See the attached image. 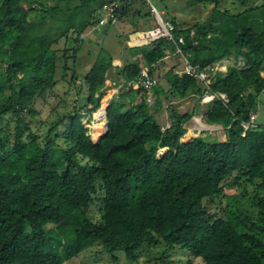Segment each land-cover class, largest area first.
<instances>
[{
	"label": "trees",
	"instance_id": "obj_1",
	"mask_svg": "<svg viewBox=\"0 0 264 264\" xmlns=\"http://www.w3.org/2000/svg\"><path fill=\"white\" fill-rule=\"evenodd\" d=\"M116 1L115 22L102 26V0L0 1V264H62L95 244L132 260L160 247L155 264H172L175 249L203 264H264V122L241 125L264 92V1L240 0L230 11L219 9V0H190L212 4L210 16L185 28L166 20L190 64L210 67L208 83L175 72V44L164 37L125 44L119 66L102 48L77 72L86 33L100 35L126 14V3ZM22 2L37 14L29 18ZM166 54L174 62L162 71ZM225 57L232 64L214 69ZM142 68L153 83L131 87ZM60 80L64 96L73 87L85 92V104L44 119L40 136L25 115L33 116L31 106ZM106 80L121 91L97 141L82 119L95 116ZM208 90L216 95L202 102ZM189 96L192 109L178 111L172 101ZM163 98L164 127L150 109ZM202 104L203 120L219 124L224 141L200 134L181 140ZM234 183L253 185V212L238 219L226 205L211 209ZM94 205L97 219L89 215Z\"/></svg>",
	"mask_w": 264,
	"mask_h": 264
},
{
	"label": "rangeland",
	"instance_id": "obj_2",
	"mask_svg": "<svg viewBox=\"0 0 264 264\" xmlns=\"http://www.w3.org/2000/svg\"><path fill=\"white\" fill-rule=\"evenodd\" d=\"M1 1V0H0ZM50 1V0H49ZM126 3V14L115 24L105 28L104 32L100 33L95 37H85L82 49L78 53L76 70L79 73H84L91 65L94 60L95 55L100 49L104 48L109 50L113 55L114 51H119V58H114L112 64L119 66L122 63L121 52H127L125 50L126 39H129L127 35L128 31L131 30V26L135 23L137 24L136 29L145 30L151 28L155 25V18L153 17V12L148 4L147 0H123ZM240 0H219L218 8L224 9L228 8L230 11H235L238 8ZM247 1V0H246ZM245 1V2H246ZM254 3H260L264 0H251ZM153 7L160 12V16L163 20H168L173 18L177 23L178 27L185 28L191 26L194 21H201L210 16L212 4L210 3H192L190 0H150ZM22 6L28 9V17H34L37 12L32 6H28L26 3L22 2ZM92 33V32H91ZM94 33V32H93ZM96 34V33H95ZM101 40V41H100ZM123 41V43H121ZM132 42V41H131ZM63 45V40L60 42V46ZM242 60L239 59L238 63ZM174 60L169 58L168 61H164L161 70L168 68L172 65ZM232 64L231 58H222L219 62V69L225 70L227 65ZM238 66V64H237ZM163 71V70H162ZM61 72L58 69L57 77H60ZM262 74L264 76V64L262 69ZM80 80H76V84ZM106 88L104 94L100 99L99 107L95 110V116L98 113V109L102 108L103 113L101 117L94 116V112L91 113V117H83L82 122L88 128L89 137L93 139L92 133L97 140L96 126L102 122L105 131V110L111 104V100L121 91V85H110L109 80L105 81ZM66 83L64 81H59L53 90H49L43 96L39 97L33 106H31L30 111L33 113L31 115H25V120L30 123L32 129L41 132L45 129L44 119H50L55 116L56 113L62 114L70 110L72 104L75 102L78 105L85 104V92L78 95L76 90L72 87L68 95H63V90L65 89ZM78 87V85H76ZM83 90L87 88L84 83H82ZM153 99L151 91L149 92L147 101L151 103ZM259 104L257 105V117L255 119L256 124H261L264 119L260 117V108L264 105V92L259 96ZM178 111L183 112L186 110H191L194 106V99L189 96L186 99H174L172 101ZM162 104L160 107L150 109L155 113L158 122L164 127L169 123L167 118V113L163 107L166 104L165 98L162 99ZM203 104L198 108V113L194 114L186 123L185 131L181 138L182 141H188L191 137L198 134L205 135L209 140L224 141V130L218 124H207L203 120L202 115ZM55 112H54V111ZM104 122V123H103ZM203 125V127L200 124ZM162 150H158L160 153ZM253 185L251 184H235L229 189H226L225 194L221 197V202L219 204L211 205V209H215L217 206H225L227 209L232 211V215L238 219L241 213L242 215H250L253 212V208L250 204L249 197L253 195L252 193ZM89 215L97 219L99 216L97 206H92L89 209ZM160 247H152L151 251L147 250V253L143 255V251L140 252L139 257L132 260L128 259L122 250H114L111 253L103 247L97 244L90 246L84 250L74 261H64L62 264H155L154 255L156 251L159 252ZM171 257L174 259L172 264H203V261L199 257H193L188 255L186 251L175 249ZM185 252V253H184ZM115 257V258H114ZM145 258L148 262H145ZM151 261V263L149 262Z\"/></svg>",
	"mask_w": 264,
	"mask_h": 264
},
{
	"label": "built area",
	"instance_id": "obj_3",
	"mask_svg": "<svg viewBox=\"0 0 264 264\" xmlns=\"http://www.w3.org/2000/svg\"><path fill=\"white\" fill-rule=\"evenodd\" d=\"M148 4L151 7V11L153 12V17L155 18V25L151 28L136 31L132 34L131 41L135 45H141L145 44L151 40L164 37L166 39H169L173 41L175 44L174 49V56L176 58V61L180 63V68L175 69V72L178 74H187L189 76L195 77L197 79L203 80L205 83H208V69L210 67H207L203 70H198V65H192L187 60L185 55L181 52V48L177 43H182L183 39L181 36L174 37L172 33L173 26L171 23H169L166 20H163L160 16V12H158L153 5L150 3V0H147ZM117 7V1L116 0H102V8L104 13L99 19V26L104 25L106 22L114 23L116 14L114 12L115 8ZM237 64H241V62H237ZM219 61L214 64V69H219ZM154 80L151 79V77L147 73L146 68H142L140 71V74L133 80L127 82V84H130L131 87L136 88L138 86H142L146 89H148ZM216 93H213L211 91H205V93L201 97L202 102H207L211 100ZM217 95L221 97L223 100H226V95L222 92H218ZM200 117L202 115H199ZM257 117V111H252L249 113V119L247 121H242L241 125L243 126L244 130L248 129L251 126L255 125V119ZM167 124L166 126H168ZM202 127L203 125L200 124Z\"/></svg>",
	"mask_w": 264,
	"mask_h": 264
},
{
	"label": "crops",
	"instance_id": "obj_4",
	"mask_svg": "<svg viewBox=\"0 0 264 264\" xmlns=\"http://www.w3.org/2000/svg\"><path fill=\"white\" fill-rule=\"evenodd\" d=\"M137 31H139V29H138ZM91 32L93 33L94 31H93V30H89V31L86 33V37H91V36H92V33H91ZM135 32H136V31H135ZM132 34H133V32H131V31L127 33V35L129 36V39L127 38L125 43H126L127 45H129V46H134V45H135L133 42H131ZM95 36H97V34L94 33V36H92V37H95ZM121 43H123V41H121ZM121 54H122V53H121ZM118 56H119V51H118V52H117V51H114V52H113V59L116 58V57L119 58ZM170 56H171L170 54H166L165 57H164V61H168V59L171 58ZM121 58H122V57H121ZM109 84H110V82H109ZM180 100H183V99H180ZM223 133H224V132H223ZM224 137H225V135H224ZM224 139H225V138H224Z\"/></svg>",
	"mask_w": 264,
	"mask_h": 264
},
{
	"label": "bare ground",
	"instance_id": "obj_5",
	"mask_svg": "<svg viewBox=\"0 0 264 264\" xmlns=\"http://www.w3.org/2000/svg\"><path fill=\"white\" fill-rule=\"evenodd\" d=\"M98 113L96 114L97 116L101 117L102 113H103V109L102 108H99L98 110ZM104 123V122H103ZM200 124V123H199ZM94 126H96V132H97V136L99 137L97 139V141L104 135V126L102 124V122L100 123H95Z\"/></svg>",
	"mask_w": 264,
	"mask_h": 264
},
{
	"label": "clouds",
	"instance_id": "obj_6",
	"mask_svg": "<svg viewBox=\"0 0 264 264\" xmlns=\"http://www.w3.org/2000/svg\"><path fill=\"white\" fill-rule=\"evenodd\" d=\"M139 31H140V30H139ZM134 32H135V31H134ZM134 32H133V33H134ZM134 46H136V45H134ZM239 59H240V57H239ZM239 59H238V61H239ZM238 61H237V62H238ZM219 62H220V61H219ZM216 63H217V62H216ZM241 64H242V61H241ZM241 64H238V65H241ZM261 108L264 109V105H263ZM261 108H260V112H261ZM105 112H106V110H105ZM191 117H192V116H191ZM167 124H169V123H167ZM167 124H166V125H167ZM255 124H256V123H255ZM166 125H165V126H166ZM218 125H219V124H218Z\"/></svg>",
	"mask_w": 264,
	"mask_h": 264
},
{
	"label": "water",
	"instance_id": "obj_7",
	"mask_svg": "<svg viewBox=\"0 0 264 264\" xmlns=\"http://www.w3.org/2000/svg\"><path fill=\"white\" fill-rule=\"evenodd\" d=\"M260 117L264 119V109L263 108H261ZM104 134H105V131H104Z\"/></svg>",
	"mask_w": 264,
	"mask_h": 264
}]
</instances>
